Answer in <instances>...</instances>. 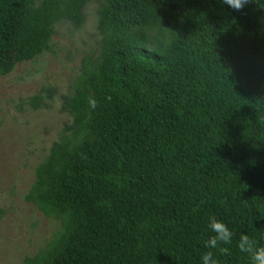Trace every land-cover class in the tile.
I'll list each match as a JSON object with an SVG mask.
<instances>
[{
	"label": "trees",
	"instance_id": "obj_1",
	"mask_svg": "<svg viewBox=\"0 0 264 264\" xmlns=\"http://www.w3.org/2000/svg\"><path fill=\"white\" fill-rule=\"evenodd\" d=\"M93 1L0 0V76L50 52L56 26L80 29ZM98 1V51L24 195L58 229L23 263L200 264L211 251L251 264L237 244L264 245V0ZM210 216L230 244L204 248Z\"/></svg>",
	"mask_w": 264,
	"mask_h": 264
},
{
	"label": "rangeland",
	"instance_id": "obj_2",
	"mask_svg": "<svg viewBox=\"0 0 264 264\" xmlns=\"http://www.w3.org/2000/svg\"><path fill=\"white\" fill-rule=\"evenodd\" d=\"M98 6L95 0L85 7L80 29L56 26L50 52L0 76V264H24L58 229V223L44 218L24 195L35 181L37 165L70 123L61 104L81 60L98 51ZM37 95L46 106L34 110L29 101Z\"/></svg>",
	"mask_w": 264,
	"mask_h": 264
},
{
	"label": "clouds",
	"instance_id": "obj_3",
	"mask_svg": "<svg viewBox=\"0 0 264 264\" xmlns=\"http://www.w3.org/2000/svg\"><path fill=\"white\" fill-rule=\"evenodd\" d=\"M250 0H221L222 5H226L228 8L234 11H240L245 7ZM89 107L96 108L97 102L94 99L88 101ZM207 229L213 233L204 242L205 249H215L220 244H230L234 233L229 227L221 220H218L215 216H210L206 225ZM237 247L242 253L249 254L251 264H264V245H258L257 242L250 238L247 234H241ZM223 252H227L228 249H221ZM200 264H219V261L214 258L213 252L205 251L200 256Z\"/></svg>",
	"mask_w": 264,
	"mask_h": 264
}]
</instances>
